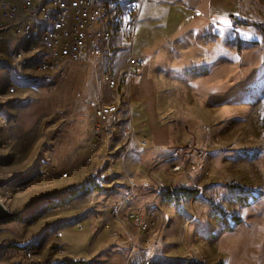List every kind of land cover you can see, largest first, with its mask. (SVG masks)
<instances>
[{
  "label": "rangeland",
  "instance_id": "rangeland-1",
  "mask_svg": "<svg viewBox=\"0 0 264 264\" xmlns=\"http://www.w3.org/2000/svg\"><path fill=\"white\" fill-rule=\"evenodd\" d=\"M162 2L146 0L141 9L148 14L164 8L162 17L169 19L164 26L169 37L173 27L178 28L185 19L195 21L201 13L194 10L201 11L200 7L207 5V0ZM223 8H231L230 14L264 26V0H226ZM227 20L229 29H215V33L210 31L205 39L201 38L207 45L200 43V53H207H201L203 58L195 62L193 69L195 74L203 75L213 69L229 68V99L215 94L191 104L180 68L160 84L168 106L161 109V116L177 135L187 138L178 141V152L203 150L202 167L196 174L181 175L176 185L167 183L161 192L156 190L158 208H152L151 202L149 211L137 209L150 218L155 214L158 222L145 233L131 223L129 228L141 233V239L133 240L134 248L133 241L121 242L125 250L117 252L119 241L107 242L94 255L96 264H264V32L254 25L239 24L232 16ZM152 26L154 17L146 15L136 40L139 47L148 40ZM133 43V32L120 33L114 38L112 59L72 62L59 74L23 79L14 74L9 64V42L0 41V95H4L0 99V200L11 211L20 212L18 217L0 221V262L15 259L19 255L15 250L22 245H31L40 264L92 262L83 261V242L74 240L82 238L89 228L79 230L76 225L86 215H92L88 200L121 186V181L133 174L123 169L105 172L100 166L89 177H83V165L86 159L93 162L91 156L87 157L90 152L102 161L106 153L121 155L125 151L127 142L121 136H126L125 129L131 126L122 117L128 77L123 75L119 88L120 111L118 107L110 124H105L101 142L93 138L97 124L94 105L102 96L105 100L111 98L102 75L110 71L120 76L133 56ZM170 47L176 50L182 46ZM12 85L18 88L6 99ZM47 153L58 172L77 166L72 177L57 175L33 182L39 179L38 158ZM171 159L150 163L147 168L163 163L170 167L174 158ZM233 184L249 188L255 198L248 204L240 203L234 197ZM176 188L198 191L194 195L178 191L175 198L169 199L167 191ZM217 207L228 217L239 216L241 222L232 221V230H227L218 219L221 213ZM100 230L95 224L89 230L90 236L97 239ZM118 239L123 241L125 236L119 235ZM102 240L108 239L101 237L99 241ZM58 249L63 252L58 253Z\"/></svg>",
  "mask_w": 264,
  "mask_h": 264
},
{
  "label": "crops",
  "instance_id": "crops-1",
  "mask_svg": "<svg viewBox=\"0 0 264 264\" xmlns=\"http://www.w3.org/2000/svg\"><path fill=\"white\" fill-rule=\"evenodd\" d=\"M156 1L164 3L162 0ZM225 5L226 0H207V5L203 4V8L200 7L201 11L194 10V12H197L196 14L198 12L201 13L197 16L196 20H183L178 28H172L173 35L171 37L167 35L169 30L166 27L164 28L169 22V19L164 20L162 17L164 8L158 13L150 12L148 14L142 12L143 10L141 9L138 23L133 32L134 43L131 46V53L133 56L143 55L148 60L145 66L135 70L132 76L126 78L125 94L127 100L125 112L122 117L125 118L124 120L127 119L128 124L131 126L125 129V133L129 134V136L127 134L126 136L122 135L121 140L127 142V147L121 155L112 151L106 153L104 155L105 160L102 161H99V158H93L95 152H90L87 157L91 156L93 162L91 163V159H86L85 161L87 162L83 165V177H89L100 166H103V169L106 170L105 172L107 170L111 172L113 170L119 171L123 169L125 172L133 175L126 180L127 182L121 181V186L109 190L108 193L94 195L93 200H88V209H93L92 215H86L83 221L79 222L83 223L82 230H85L87 227L89 229L87 231L85 230V235L82 238H74V240L83 242V261H92L87 264H96L93 257L107 242L119 241L118 243L120 244L116 245L115 251L122 252L126 246H123L121 242L127 243L134 239H141V233H137V229H133L134 231H132L129 225L136 223L139 231L142 233H145V231H142L139 224L133 219L128 220L125 216L126 212L137 208H144V210L149 211L148 205L151 202H154L151 205L152 208H158L156 207L158 204L155 203L157 200V193L155 191L161 192L164 189L162 187L166 186L167 183L175 184L181 175H185L181 173L178 177H172L171 168L169 165L166 166L165 163L160 167H153L155 166L153 164L151 168H147L150 163H155L156 161H166L169 158H174L173 161H177L185 154V152H178L177 143L187 138H184L183 135H177L175 130L165 122V118L161 116V109L168 107L166 98L162 95L163 92L160 87V84L165 82L163 79L168 80L170 76L176 74V69L180 68L179 73L186 77V85H184V88L190 96L188 99L191 104L207 99L210 95L215 94H222L223 100H225L226 95L228 99L230 98L231 74L229 68L228 70H226V67L213 69L203 75L195 74L193 69L194 65H197L195 62L203 58L201 53H207L203 50L200 53V43L205 46L207 45L201 38L203 37L205 39L210 31L215 33V29L222 30L226 27L227 29L230 28L231 24L227 20V17L231 16L229 13L231 12V8L226 10L223 8ZM179 12L186 15L184 11ZM172 14L174 15L173 12ZM146 15H152L154 17V26H152L147 36L148 40L143 44V47H139L136 40L140 36L141 26L146 21ZM171 45H180L182 47L180 49L178 47L175 50L170 47ZM205 46L203 47L205 48ZM227 81L228 84L226 86ZM95 118L97 119L96 116ZM134 132L136 134L130 137V134ZM93 136V138H96L95 132ZM143 136L148 141L146 146H142L137 142ZM103 137L104 133L99 136L100 142ZM96 164L97 168L95 167ZM74 167L77 166H73L72 168ZM123 180L125 179L123 178ZM122 186H125L127 189ZM118 188H122L123 192L116 191ZM165 196L160 198L164 199ZM117 202L123 203L119 215L111 213L113 205ZM126 208L129 209L126 210ZM147 217L149 220L152 219V224L154 222L157 223L159 220L155 214L151 218L150 216ZM95 224L99 225V229L101 228V230L97 239L94 240L90 236L91 232L89 230ZM119 235L120 237L122 235L125 236V239L123 241L119 240ZM101 237L102 239L105 237L108 240L99 241ZM131 245L134 248V241Z\"/></svg>",
  "mask_w": 264,
  "mask_h": 264
},
{
  "label": "built area",
  "instance_id": "built-area-1",
  "mask_svg": "<svg viewBox=\"0 0 264 264\" xmlns=\"http://www.w3.org/2000/svg\"><path fill=\"white\" fill-rule=\"evenodd\" d=\"M146 0H0V41L10 44L9 64L16 76L34 79L39 74H59L72 62H95L113 57L114 38L120 34L134 32L139 14ZM147 58L132 56L120 76L110 71L102 75L103 82L110 91L111 98L102 96L94 105L97 124L95 136L104 132L105 124H110L117 114L120 103L119 88L123 75L128 78L135 70L145 66ZM18 85H12L6 99L13 95ZM4 95H0L3 99ZM4 101V100H3ZM2 123H6L2 119ZM138 144L146 146L147 138L138 139ZM98 145V141L94 146ZM196 153V156H195ZM203 150H188L177 161L171 163L172 177L179 174L198 173L202 165ZM195 160H192V158ZM38 180L45 181L55 176L69 178L76 167L57 171L51 154L40 156L37 161ZM59 173V174H58ZM8 185L5 186V188ZM8 191V187H7ZM123 203L113 205L111 213L119 215ZM128 220L133 219L142 231H146L152 221L138 209L126 212ZM76 227L83 229V223ZM59 231L55 232L57 236ZM19 255L10 262L0 264H40L31 245L18 246ZM58 249V253H62ZM143 264H150L149 261Z\"/></svg>",
  "mask_w": 264,
  "mask_h": 264
},
{
  "label": "trees",
  "instance_id": "trees-1",
  "mask_svg": "<svg viewBox=\"0 0 264 264\" xmlns=\"http://www.w3.org/2000/svg\"><path fill=\"white\" fill-rule=\"evenodd\" d=\"M232 18L237 22V23H241V24H245V25H254L259 27L263 32H264V26L262 23H256V22H252L250 20H245V19H241L233 14H231ZM233 189L234 190V197L242 204H248L250 202V199H254L255 195L253 194V191L250 190L249 188H245L239 184H233ZM178 191H183L184 195H194L197 193V189H188V188H176L175 190L172 191H167V197L169 199L175 198L176 192ZM72 197V196H71ZM64 201L67 200L66 197H64ZM63 201V202H64ZM221 214L218 216V219L221 220V222L225 225V228L227 230H232L233 225L231 224L232 221H234L235 223H240L241 222V218L235 214H230L231 216L228 217V213L221 210L220 207L216 208ZM71 264H85L86 262H80V261H71ZM218 264H223L222 262L218 263Z\"/></svg>",
  "mask_w": 264,
  "mask_h": 264
},
{
  "label": "water",
  "instance_id": "water-1",
  "mask_svg": "<svg viewBox=\"0 0 264 264\" xmlns=\"http://www.w3.org/2000/svg\"><path fill=\"white\" fill-rule=\"evenodd\" d=\"M18 216H20V212L11 211L5 206V204L0 202V221H5Z\"/></svg>",
  "mask_w": 264,
  "mask_h": 264
},
{
  "label": "bare ground",
  "instance_id": "bare-ground-1",
  "mask_svg": "<svg viewBox=\"0 0 264 264\" xmlns=\"http://www.w3.org/2000/svg\"><path fill=\"white\" fill-rule=\"evenodd\" d=\"M3 200V199H2ZM1 203H3L1 200H0ZM4 204V203H3Z\"/></svg>",
  "mask_w": 264,
  "mask_h": 264
}]
</instances>
